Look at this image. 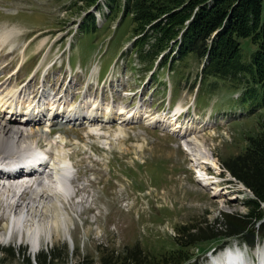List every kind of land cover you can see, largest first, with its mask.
<instances>
[{"label":"rangeland","instance_id":"obj_1","mask_svg":"<svg viewBox=\"0 0 264 264\" xmlns=\"http://www.w3.org/2000/svg\"><path fill=\"white\" fill-rule=\"evenodd\" d=\"M81 7L73 0H0V101L48 109L84 103L101 116L110 110L143 120L103 125V132L94 134L74 123L55 127L51 138L64 137L73 164L76 195L65 204L73 219L71 234L42 237L40 250L33 253L27 241L20 244L17 232L11 234L1 199L0 233L7 231L10 238L0 241V264H100L106 250L121 253L135 246L160 257L172 253L182 229L212 235L210 227L224 213L249 211L244 203L251 193L222 167L224 159L245 150L256 125L257 114L247 115L238 101L241 91L223 83L216 87L214 79L200 87L203 67L195 59L175 70H142L135 55H126L133 36L130 20L120 27V13L105 24L106 8L83 12ZM88 12L95 14L99 32L81 29ZM240 42L243 56L256 52L250 39ZM178 109L183 115L173 124L197 130L212 155L203 165L214 174L209 186L198 179L195 162L177 135L156 127L162 120L171 122ZM32 130L35 144L48 146L47 128ZM223 243L211 240L188 249L196 262L212 264L227 246L242 245L230 240L223 250ZM242 248L255 264L261 255L264 264V241Z\"/></svg>","mask_w":264,"mask_h":264},{"label":"trees","instance_id":"obj_2","mask_svg":"<svg viewBox=\"0 0 264 264\" xmlns=\"http://www.w3.org/2000/svg\"><path fill=\"white\" fill-rule=\"evenodd\" d=\"M73 1L83 12L106 8L105 24L120 13V27L130 20L133 36L126 55H135L142 70H175L195 59L203 67L200 87L211 79L216 87L228 84L241 91L238 101L247 108V115L257 114L245 150L222 161L223 169L251 193L244 203L249 210L246 215L224 213L210 227L212 235L207 230L182 229L169 255L151 256L135 246L121 253L106 250L100 264H202L188 247L211 240L224 242L220 249L234 239L255 248L264 241V0ZM96 21L95 14L88 12L81 25L83 32H99ZM241 39H250L256 52L243 56Z\"/></svg>","mask_w":264,"mask_h":264},{"label":"bare ground","instance_id":"obj_3","mask_svg":"<svg viewBox=\"0 0 264 264\" xmlns=\"http://www.w3.org/2000/svg\"><path fill=\"white\" fill-rule=\"evenodd\" d=\"M15 95L18 100L17 92ZM83 104L80 103L77 108L74 107L75 109L55 106L51 109L39 106L38 108L28 106L24 109L20 105H7L0 101V200L3 199L7 205L5 212L11 220L13 228L11 234L17 232L20 244L27 241L33 253L40 250L42 237L51 240L55 233L70 236L73 219L65 204L69 203L72 195H76L73 189L75 181L73 164L63 146L64 137H59L60 141H58L50 135L47 136L48 146L44 148L32 140L33 127L44 125L47 131L51 132L50 125L58 127L74 123V125L87 126L90 131H94V134L103 132L101 130L103 125L110 126L117 123L125 126L143 120L135 115L127 117L110 110V112H102L101 116L99 109L95 110L86 104L81 106ZM181 113L183 109L182 111L178 109L173 113L171 122L162 120L159 123L161 126L156 125L159 119L148 121V125L155 122L156 127L177 135L186 152L191 156V161L195 162L198 179L209 186L213 178L206 175L203 165L204 162L212 159V155L197 130L179 128L173 124ZM27 128L32 132L26 133ZM207 164L209 163H205ZM28 195L30 196L25 200ZM9 236L10 233L7 235V231L0 233V241L5 242ZM225 258L224 264H245L238 254L230 253ZM261 259L260 264H263ZM212 262V264H222L217 262V258Z\"/></svg>","mask_w":264,"mask_h":264}]
</instances>
